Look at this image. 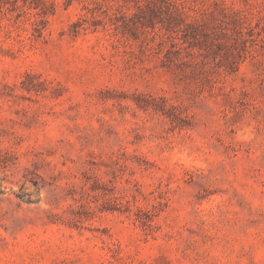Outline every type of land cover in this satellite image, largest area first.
Segmentation results:
<instances>
[{
	"label": "rangeland",
	"instance_id": "374dc122",
	"mask_svg": "<svg viewBox=\"0 0 264 264\" xmlns=\"http://www.w3.org/2000/svg\"><path fill=\"white\" fill-rule=\"evenodd\" d=\"M0 264H264V0H0Z\"/></svg>",
	"mask_w": 264,
	"mask_h": 264
}]
</instances>
